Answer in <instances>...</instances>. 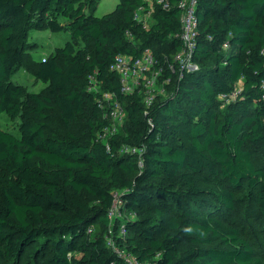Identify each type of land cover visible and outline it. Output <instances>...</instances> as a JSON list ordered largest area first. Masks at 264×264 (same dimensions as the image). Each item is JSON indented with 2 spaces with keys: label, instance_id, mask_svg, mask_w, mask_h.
Segmentation results:
<instances>
[{
  "label": "trees",
  "instance_id": "trees-1",
  "mask_svg": "<svg viewBox=\"0 0 264 264\" xmlns=\"http://www.w3.org/2000/svg\"><path fill=\"white\" fill-rule=\"evenodd\" d=\"M99 1L0 0V113L23 116L18 136L0 129V258L127 264L110 241L142 264H264L229 190L246 181L264 219V166L246 147L264 148V0H198L191 71L176 60L179 0L154 2L147 27L135 18L143 0H118L97 17ZM42 25L85 46L68 41L38 63L34 76L48 92L30 95V107L12 76L29 30ZM145 51L154 57L146 75L160 73L164 92L149 107L144 83L126 94L111 70L118 55ZM238 84L234 100H219ZM45 102L62 128L46 122ZM115 103L123 122L103 140ZM116 196L125 218L113 223Z\"/></svg>",
  "mask_w": 264,
  "mask_h": 264
},
{
  "label": "rangeland",
  "instance_id": "rangeland-1",
  "mask_svg": "<svg viewBox=\"0 0 264 264\" xmlns=\"http://www.w3.org/2000/svg\"><path fill=\"white\" fill-rule=\"evenodd\" d=\"M117 2L118 0H100L94 15L100 17L105 13L111 12L115 8ZM147 3H149V1L145 2V8L139 12V18L149 25L152 21ZM28 40L30 47L27 51V55L24 58L23 64L14 72L12 82L22 87L24 93L22 100L25 104L33 107L29 96L35 95L44 100V97L47 96L49 86L48 83H44L34 76L38 63L53 55L56 48L63 47L68 41L72 42L76 48H82L85 45L80 39L74 40L68 31L52 32L44 25L31 28L29 30ZM193 69L194 67L192 66L187 68V70L190 71ZM160 77V73L144 75V83L147 82V86L145 87V98L164 94L162 84L159 82ZM45 104L46 106L43 113L46 117V122L52 127L62 128L57 108L51 102H45ZM113 113L111 124L113 127H117L123 122V113L119 111L116 106ZM22 121V114H19L16 118H10L4 113H0V129L15 136L19 135V127ZM81 131L82 129L80 132ZM109 135L110 134H107L104 139L106 140ZM246 147L251 151L254 162L257 165L264 166V148L253 144H246ZM229 190H232L235 196L234 213L243 235L252 242L256 251L264 256V219L258 210L255 197L253 196L254 191L248 187L246 181H243L238 188H230ZM124 218L125 215L120 210L116 212L111 220L114 223L120 222ZM114 247V244L110 246L112 251H114ZM40 255L42 256L43 254ZM69 255L71 257H80V253L77 251L71 252ZM0 264L10 263L0 258ZM33 264H36V262Z\"/></svg>",
  "mask_w": 264,
  "mask_h": 264
},
{
  "label": "built area",
  "instance_id": "built-area-1",
  "mask_svg": "<svg viewBox=\"0 0 264 264\" xmlns=\"http://www.w3.org/2000/svg\"><path fill=\"white\" fill-rule=\"evenodd\" d=\"M144 3L149 1L147 3L148 9H149V15L151 17V12H152V5L153 3H158V4H163L164 7H167L166 0H143ZM198 0H179L178 1V8L180 10V23H181V41L183 43V50L182 52L176 57L177 62L180 64L181 68H184L187 70L189 67H196L191 63V55L193 52V49L196 46V39L198 36V19L195 14L196 12V6H197ZM145 8L144 6H140L136 12H135V18L138 21H142L144 25L147 27V23L143 21L142 19L139 18V12ZM223 49L227 50L229 49V44L224 43L222 46ZM154 65V57L149 51H145L141 57L133 59L130 56L126 55H118L115 58V61L113 65L111 66V70L116 71L120 77V82L122 86V91L126 94L132 93L135 88L139 87L141 83H144V75L146 76V72L150 71L152 66ZM169 80L165 79L164 83H168ZM135 85V86H134ZM262 85L264 86V81L262 82ZM134 86V87H133ZM144 86H147V82L144 83ZM241 89V86L238 84L234 90L228 94V95H220L219 100L222 101L224 104L229 103L230 101L234 100L239 93ZM106 97H110L108 94ZM153 97H146L145 98V104L146 107H149L152 103ZM115 106L119 109V111L122 112L120 106L118 103H115L113 106V110ZM113 110L111 112V118L113 113ZM123 113V112H122ZM146 113V112H145ZM124 117V115H123ZM117 127H113L112 124H110L109 127L105 128V132L102 135L101 138H105L107 134H111L115 131ZM125 152L132 153V154H138L139 155V150L135 147H126L124 148ZM139 160V166H142V158L138 156ZM120 207H122V202L120 201L119 197L116 196L114 200L113 207L111 208L109 212V218L111 219L113 216H115L117 211H120ZM125 235V229L123 226L120 228V236L123 237ZM113 243H110L109 241V246H111ZM114 251L120 256L123 257L126 261L127 264H142L140 263L135 257L130 256L125 253V251L121 250Z\"/></svg>",
  "mask_w": 264,
  "mask_h": 264
}]
</instances>
